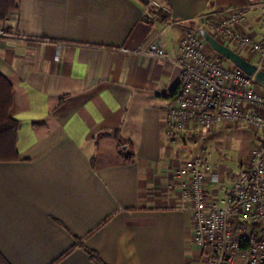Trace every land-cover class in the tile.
<instances>
[{
	"label": "crops",
	"instance_id": "1",
	"mask_svg": "<svg viewBox=\"0 0 264 264\" xmlns=\"http://www.w3.org/2000/svg\"><path fill=\"white\" fill-rule=\"evenodd\" d=\"M161 1L167 22L140 0H16L18 11L0 23V73L20 123V159L0 162V259L7 264H94L77 239L105 264H204L189 242L191 214L171 171L205 149L217 172L205 187L223 198L238 162L221 171L232 157L217 153H235L247 131L230 123L191 128L170 146L160 120L179 89V68L120 50L158 39L166 57H177L179 37L199 27L202 14L246 0ZM242 29L264 34L257 9Z\"/></svg>",
	"mask_w": 264,
	"mask_h": 264
},
{
	"label": "built area",
	"instance_id": "2",
	"mask_svg": "<svg viewBox=\"0 0 264 264\" xmlns=\"http://www.w3.org/2000/svg\"><path fill=\"white\" fill-rule=\"evenodd\" d=\"M149 3L170 12L160 0ZM254 9L264 21V0H246L239 7L202 14L200 29L179 37L174 58L166 57L158 39L145 47L120 50L165 59L179 68V89L167 101L160 120L170 146L191 128L212 130L222 123L244 125L261 133L259 145L238 163L235 180L223 198L205 187L216 171L205 149L195 150L186 166L171 171L179 186L181 208L191 214L189 242L200 249L204 264H264V85L232 64L224 65L214 51L208 55V44L200 34L206 30L237 53H246L256 70L264 71V34L255 37L242 29ZM143 20L149 21L147 16ZM4 36L0 30V37Z\"/></svg>",
	"mask_w": 264,
	"mask_h": 264
},
{
	"label": "trees",
	"instance_id": "3",
	"mask_svg": "<svg viewBox=\"0 0 264 264\" xmlns=\"http://www.w3.org/2000/svg\"><path fill=\"white\" fill-rule=\"evenodd\" d=\"M144 7L153 18L158 19L161 22L168 21V14L164 13L161 9L152 6L149 3V0H147V3L144 5ZM17 11L18 6L16 4V0H0V23L4 22L8 16L16 13ZM195 29L200 28L196 27ZM11 105V85L6 77L2 73H0V162H13L20 159L17 149L20 123L17 119L13 118L10 115ZM117 144L119 146V153L125 157L126 162L132 163L133 155L129 152L128 149L125 151L122 150V147H127L126 142L118 138ZM75 247L80 248L92 263L105 264L96 252L85 248L82 245V241H80L79 239L76 240ZM68 251L65 254H67ZM65 254L63 256H65ZM0 264L7 263L4 260L0 259Z\"/></svg>",
	"mask_w": 264,
	"mask_h": 264
},
{
	"label": "water",
	"instance_id": "4",
	"mask_svg": "<svg viewBox=\"0 0 264 264\" xmlns=\"http://www.w3.org/2000/svg\"><path fill=\"white\" fill-rule=\"evenodd\" d=\"M140 1L144 4L147 3V0ZM200 34L212 51L220 55L223 59L227 60L230 64L242 71L244 74L253 76L257 82L264 85V71H257L254 64L249 62L233 49L217 41L206 30H200Z\"/></svg>",
	"mask_w": 264,
	"mask_h": 264
},
{
	"label": "rangeland",
	"instance_id": "5",
	"mask_svg": "<svg viewBox=\"0 0 264 264\" xmlns=\"http://www.w3.org/2000/svg\"><path fill=\"white\" fill-rule=\"evenodd\" d=\"M224 44H226V43H224ZM205 50L209 51V55L215 54L208 45L205 46ZM240 54L242 55V57L247 58L248 61H253L252 58L250 56L244 54V52H240ZM223 64L227 65L230 63L227 60L223 59ZM242 128H245V130L247 131L246 133H248V134L244 133V139L242 141L236 142L237 151H235V153H234L235 148H233V149L229 150L228 152L227 151H225V152L221 151V152H219V154L217 153V156L219 158H220V155L232 157L225 164H223L221 171L225 170L224 169L225 167L234 169L236 166V163L237 162L239 163L243 160V159L240 160V158H243L244 156H249L251 154L253 149L256 148L255 147L256 146L255 145L256 140H258V139L260 140V138H261L260 131L251 129L247 126H242ZM251 136H252V138H251ZM238 145H239V148H238ZM239 149L241 150V153H240ZM226 152H227V154H226ZM244 158H246V157H244ZM212 159H213V156H212ZM214 174H217V172H214ZM199 264H202V263L199 262Z\"/></svg>",
	"mask_w": 264,
	"mask_h": 264
}]
</instances>
